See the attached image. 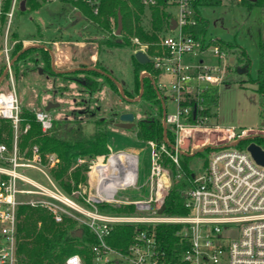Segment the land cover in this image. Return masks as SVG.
<instances>
[{
	"label": "built area",
	"instance_id": "2783aa9c",
	"mask_svg": "<svg viewBox=\"0 0 264 264\" xmlns=\"http://www.w3.org/2000/svg\"><path fill=\"white\" fill-rule=\"evenodd\" d=\"M22 1L25 0H0V39L2 30H5L0 46V68L5 64L11 78L12 52L18 41H10V30ZM39 1L69 4L80 16L83 12L79 4L91 8L96 16L101 10V0ZM196 1L140 0L150 18L158 7L170 14L167 32L171 34L160 36L161 46L155 54H148V46L138 38L132 41L141 46L134 54L143 51L150 59L153 71L158 73H149L154 82L163 74L169 76V87L160 84L158 90L164 100L167 128L172 127L176 143L169 146L148 142L152 148L148 183L151 192L146 200L117 198L119 191L138 185L139 158L136 155H132L137 158L135 169L115 161L110 164L114 155L108 163H104L106 156L93 159L88 170L89 184L81 182L78 189L70 194L65 192L54 176L61 163L57 155L45 156L39 147L28 152L21 150V133H27L30 125L22 130L23 110L15 89L0 90V119L10 122L14 133L11 146L0 142V264H19L18 226L23 206L44 208L57 224L69 218L78 228H87L96 237V242L89 247L93 264H264V166L256 163L247 148L232 146L244 139L248 130L237 132L235 128L211 125V115L201 104V94L217 86L221 79L216 75L215 67L205 65L203 60L195 61L210 48L205 36L186 31L196 26L200 16L202 6L196 8ZM173 20L175 29H171ZM211 48L219 59L226 56L219 45ZM168 94L176 104V112L170 114L165 105ZM33 113L42 132L52 129L56 118L50 111L39 109ZM199 130L217 133L219 141L224 143L210 144L207 139L200 144L202 147L216 145L218 149L212 152L203 175L197 178L194 174L193 186L186 193L185 206L189 214L169 216L166 208L160 213L172 186L167 160L180 167L184 142ZM86 162L79 158L74 167ZM98 165L104 166L93 174ZM29 170L40 174L42 179L29 177L26 174ZM102 205L111 208H101ZM161 225L179 227L177 235L183 253L177 262L169 259L168 250L159 238L158 227ZM119 227L135 229L131 242L123 248L109 242ZM65 264L86 262L82 255L74 254L66 259Z\"/></svg>",
	"mask_w": 264,
	"mask_h": 264
},
{
	"label": "rangeland",
	"instance_id": "374dc122",
	"mask_svg": "<svg viewBox=\"0 0 264 264\" xmlns=\"http://www.w3.org/2000/svg\"><path fill=\"white\" fill-rule=\"evenodd\" d=\"M39 2L41 3L39 8H28L25 11L18 9L15 12L10 41H18L17 43L24 48L37 43L46 46L54 53L56 58L54 67L60 72L79 66L82 60L91 61L93 65L114 76L124 91L135 95V67L132 56L140 45L134 44L133 41L130 45L123 46L101 45L99 41L102 36L94 30L95 17L91 8L79 4L83 13L82 16H77L69 4ZM172 12L176 14L174 10ZM199 12L209 24L205 39L210 48L206 53L196 57L195 61L203 60L205 65L215 67L216 75L221 79L216 86L218 106L211 116L210 124L222 128H235L237 132L248 130L245 138L264 136V106L261 104L256 85L250 82L257 78L260 44L264 42V7L237 3L235 0H222L219 4L202 6ZM144 24L150 26L148 14L144 18ZM4 32L3 29L1 47ZM215 40L237 46L247 53L250 65L246 73L239 74V66L235 65V61L231 63L235 54L230 47L225 49L226 56L222 59L211 52ZM34 52L32 51L28 57L33 58L37 55ZM237 52L239 54L240 50ZM29 58L25 63H19V76H16L17 66H12V78L8 73L0 83V90L15 89L22 110L31 112L45 109L48 102L59 103V108L50 111L52 116L56 119L79 122L86 134L93 133L99 124V127L108 132L111 150L104 163H108L112 155L116 157L118 153L136 155L139 158L140 177L137 187L119 191L117 198L132 201L149 198L152 148L148 142H143L136 136L138 122L148 119L149 116L145 112L146 103L141 99L133 103L126 102L121 97L119 88L112 89L100 77L97 78L101 82V88L90 95L83 86L73 82L71 77L50 75V69L53 67L52 57L49 66L39 57L33 62ZM79 78H83V75ZM155 79L157 87L160 84L169 85V76L166 74ZM165 105L168 114L176 112V104L171 96L166 98ZM124 113L135 115L133 128L122 129L114 126L119 122V116ZM168 128L171 130L172 127L169 125ZM207 139L210 140V144L224 143L219 141L217 133L199 130L183 144L182 153L191 152L188 154L186 165L197 178L203 175L212 153L204 150L200 155H195L194 152L199 150L202 147L200 144ZM84 159L87 161L84 164H87L88 159ZM26 174L37 180L42 179L35 171L29 170ZM82 178H85L82 181L83 185L89 184L91 177L88 171L82 173Z\"/></svg>",
	"mask_w": 264,
	"mask_h": 264
},
{
	"label": "trees",
	"instance_id": "16d2710c",
	"mask_svg": "<svg viewBox=\"0 0 264 264\" xmlns=\"http://www.w3.org/2000/svg\"><path fill=\"white\" fill-rule=\"evenodd\" d=\"M25 1L26 6L31 9L39 8L41 5L37 0ZM161 1L163 2V0ZM221 2L222 0H197L195 7L215 5ZM243 3L259 6L264 5V2L261 0L257 3H251L249 1H244ZM119 11L122 15L123 30L121 36H116L114 29H117ZM99 12V15H94L93 27L96 32L101 34L102 38L99 42L104 46L130 45L132 39L138 38L142 44L148 46V54L153 55L161 46L159 45L160 36L168 31L170 14L160 7L152 11L150 26L147 27L144 24V18L147 17V12L141 5L140 0H101V10ZM208 27V22L200 15L198 16L196 26L187 28L186 31L205 36ZM214 43L222 47L223 50L229 47L234 50L235 65L237 67H249L250 59L243 49L220 40H215ZM24 49L22 45L16 43L12 52V59L18 56L13 63L14 66H17L16 76H19V63H25L32 51H35L34 53L37 55L29 58L31 62L39 57L43 63L48 66L50 65V58L52 56L47 48L34 47L25 51ZM238 50H240L239 54L237 52ZM132 60L135 67V95L130 94L127 90L124 91L126 97L131 99L141 94L140 78H142L141 75L143 73L158 74L153 71L151 62L141 64L137 61L135 54H133ZM81 65L85 66L82 62ZM89 65H93V62L89 61ZM3 66L0 68V77L6 69V65L3 64ZM99 68L102 69L101 67ZM77 73L85 77L84 80L87 81V84L84 87L93 92L101 88V82L98 79H90L91 76L103 78L112 89L116 90L118 88L113 80L102 76L98 72L82 71L81 73ZM250 82L256 85L261 104L264 106V42L260 44V61L257 78L250 80ZM143 93L141 100L146 103L145 112L149 116L148 119H143L138 122L136 130L137 138L143 140V142L153 141L159 145L167 143V145L173 146L176 144L175 134L169 128H167L165 141L162 93L158 90V87H155L153 80L149 78L144 79ZM218 97L216 86L209 88L201 94V104L206 107L211 116L218 106ZM149 107L152 109H149ZM22 117V130L26 125H30V129L27 133H21L19 140L21 150L28 152L33 147H39L45 156L46 154L57 155L61 159V163L54 173V176L65 192L69 194L73 190L78 189L79 184L85 180V178H82V173L89 170L90 161L102 156H108L111 153L108 144V132L99 127V124L96 125L93 133L86 134L83 130V125H80L79 122L55 119L52 129L44 133L41 130L40 124L36 121L33 112L23 110ZM13 136L14 133L10 122L0 119V142L11 146ZM253 142L264 149V136L259 135L241 139L236 147L238 149H246ZM216 149H218L216 146L209 145L206 150L212 153ZM189 153L191 152L186 151L180 154V167H177L167 160V164L171 168L172 173V186L165 200L166 215L184 216L189 214V210L185 206L186 193L193 186L194 180V173L186 165ZM194 153L195 155L201 154L198 150ZM79 158H87L88 163L74 167ZM108 207L111 208L108 205L101 206V208ZM117 210L123 211V209ZM19 216V264H65L66 259L74 254L82 255L86 264H93L89 247L96 242V237L87 228H83L84 233L82 238H75L74 233L78 228L75 221L67 218L62 224H57L44 208L23 206L20 209ZM134 230L133 227H119L115 229L109 238V242L115 247L123 248L131 242ZM178 230L179 227L172 225H161L158 227L159 238L168 250L169 259L174 262H177L183 253V248L180 246L181 240L177 235Z\"/></svg>",
	"mask_w": 264,
	"mask_h": 264
},
{
	"label": "water",
	"instance_id": "95a60500",
	"mask_svg": "<svg viewBox=\"0 0 264 264\" xmlns=\"http://www.w3.org/2000/svg\"><path fill=\"white\" fill-rule=\"evenodd\" d=\"M250 2L252 3H256L257 0H249ZM21 10L22 11H25L26 10V6H25V1H22L21 3ZM79 16V15H78ZM176 28V22L175 20L172 21V25H171V29H175ZM122 30H123V21H122V15H121V12L119 11L118 13V23H117V29H116V36H121L122 34ZM38 48V47H45L47 48L46 46L44 45H31V46H28L24 49L25 50H28L30 48ZM49 50V49H48ZM50 51V50H49ZM51 53V56H52V61H53V67L55 66V55L52 51H50ZM18 57V56H17ZM17 57H15L10 66L12 67L15 59H17ZM135 57L137 59V61L141 64H148L150 62V59L148 58V56L143 52V51H138L135 53ZM231 63H234V58L231 60ZM88 70V69H86ZM89 70H93V71H96L102 75H106V76H109V78L111 80H113V82L118 86L119 90H120V94H121V97L124 98L126 101L128 102H137L139 101L141 98H142V95L144 94L143 91H144V79L145 78H150L152 79L151 75L149 73H143L141 75L142 78H140L141 80V91L139 94V96L136 98V99H130V98H127L125 93H124V89L122 88V86L120 85V83L111 75L109 74H106L104 71L100 70V69H96V68H91ZM8 69L5 70V72L2 74V76L0 77V83L1 81L5 78V76L8 74ZM40 72H42V70H40ZM238 72L239 74H244L247 72V67L246 66H243V67H239L238 68ZM153 80V79H152ZM154 85H155V82L153 81ZM155 87L157 88V86L155 85ZM163 102V109H164V119H163V124H164V129H165V141H166V134H167V125H166V121H165V106H164V100L162 101ZM47 107H45V110L47 111H51L53 109H56V108H59L60 104L59 103H53V102H49L47 105ZM134 120H135V115L133 113H124V114H121L120 118H119V122L116 123L114 126L118 127V128H122V129H131L134 127L135 123H134ZM238 143L239 142H235L232 144L233 147H236L238 146ZM209 145H206V146H203L201 148H199L198 152H203L204 150H206L208 148ZM247 150L251 153L252 157L254 158V160L256 161L257 164L261 165V166H264V149L262 147H260V145L256 144V143H251L248 145L247 147ZM165 208H166V205H163L161 210H160V213H163L165 211ZM83 233H84V230L83 228H78L75 233H74V237L75 238H82L83 237Z\"/></svg>",
	"mask_w": 264,
	"mask_h": 264
},
{
	"label": "flooded vegetation",
	"instance_id": "af4514ba",
	"mask_svg": "<svg viewBox=\"0 0 264 264\" xmlns=\"http://www.w3.org/2000/svg\"><path fill=\"white\" fill-rule=\"evenodd\" d=\"M86 64H87V63H86ZM86 64H85V66H82L81 64H80L79 66H74V68L68 69V70H66V71H64V72H62V71L60 72V71L56 70L55 67H52V70L50 71V75H62V76H66V77H71L70 79H71L73 82L78 83L79 85H81V86L84 87V85L87 84V81L84 80L85 77H83V78H79V76H81V75L78 74L77 72H80V73H81L82 71H86V72H96V71L89 70V69H91V68L100 69V68L97 67L96 65H89V64L86 65ZM86 69H88V70H86ZM100 70H102V69H100ZM102 71H104L106 74L111 75L110 73H108V72L105 71V70H102ZM101 75H102V74H101ZM102 76H104V77H106V78H109V76H106V75H102ZM111 76H112V75H111ZM113 77H114V76H113ZM90 79H95V80H97L98 78L91 76ZM109 79H110V78H109ZM103 80H104V79H103ZM110 80H111V79H110ZM84 89H86V91H88L90 95L94 93L93 91L89 90V89L86 88V87H84ZM120 95H121V94H120ZM127 98H128V97H127ZM130 99H131V98H130ZM123 100H125V99L123 98ZM125 101H126V100H125ZM126 102H128V101H126ZM48 103H49V102H48ZM48 103H47V104H48ZM53 103H54V102H53ZM120 116H121V115H120ZM120 116H119V118H120ZM92 117H94V115H93ZM163 118H164V116H163ZM115 124H116V123H115Z\"/></svg>",
	"mask_w": 264,
	"mask_h": 264
},
{
	"label": "bare ground",
	"instance_id": "6f19581e",
	"mask_svg": "<svg viewBox=\"0 0 264 264\" xmlns=\"http://www.w3.org/2000/svg\"><path fill=\"white\" fill-rule=\"evenodd\" d=\"M137 158L135 156H132V155H126L124 153H121V155H118L114 158H112L110 160V164H114L115 162L117 163H120V164H123L127 167H129L130 169H135L136 166H137ZM115 161V162H114ZM114 162V163H113ZM104 165H98L97 167L94 168V172H97L99 170V168H102Z\"/></svg>",
	"mask_w": 264,
	"mask_h": 264
},
{
	"label": "crops",
	"instance_id": "0c3cea01",
	"mask_svg": "<svg viewBox=\"0 0 264 264\" xmlns=\"http://www.w3.org/2000/svg\"><path fill=\"white\" fill-rule=\"evenodd\" d=\"M78 15L80 16V14H77V16H78ZM33 45H42V44L37 43V44H33ZM232 59H233V58H232ZM232 59H231V60H232ZM234 61H235V59H234ZM82 63H84V64H86V63L89 64V61H87V60H82ZM87 64H86V65H87ZM132 154H133V153H132Z\"/></svg>",
	"mask_w": 264,
	"mask_h": 264
}]
</instances>
